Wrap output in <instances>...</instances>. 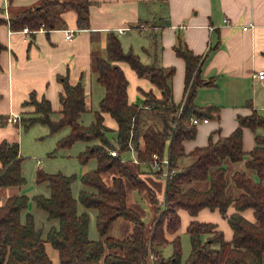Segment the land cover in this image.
Instances as JSON below:
<instances>
[{
    "label": "trees",
    "instance_id": "trees-1",
    "mask_svg": "<svg viewBox=\"0 0 264 264\" xmlns=\"http://www.w3.org/2000/svg\"><path fill=\"white\" fill-rule=\"evenodd\" d=\"M89 3V0H42L10 18L0 16V24L9 23L15 30L26 25L32 29L42 26L52 29L61 21V10L74 9L79 27L86 28L90 24ZM4 49L6 45L0 40V55ZM175 49L186 62L185 94L179 104L174 101L171 83L175 68L144 63L132 48L124 49L113 30L107 35V55L93 53L92 67L105 95L89 124L81 120L87 112L86 90L81 80L73 83L66 77L63 79L62 108L58 112L48 99L38 100L32 94L30 103L35 111L23 114L24 129L40 123L54 134L69 127L53 153L84 141L88 144L78 153L79 161L86 164L96 159L97 166L80 178L76 173L48 172L37 166L34 181L45 191L30 196L21 192L28 178L20 143L6 139L0 143V264H54L46 243L58 250V264H177L182 257L181 237L176 235L169 240L167 233L180 229L178 210L184 208L195 216L205 207L220 210L233 229V236L228 240L215 223L192 219L187 227L191 250L184 264H264V133L257 132L259 128L264 130V114L248 100L252 112L238 114L234 131L187 153L184 141L194 138L197 132L192 117L218 118L220 106L199 105L195 101L198 89L213 83L202 75L206 55L195 54L181 40ZM120 61L128 62L139 75H149L161 90L160 95L143 90L141 104L130 102L128 79ZM146 110L155 119L143 127ZM104 113L118 124L114 141L108 135L112 128L106 125ZM55 114L59 117L55 118ZM244 127L256 133L255 146L248 153L244 151ZM132 146L137 150L139 162L150 166L157 175L168 170L164 203L150 225L127 203L124 177L140 191H147L153 203L159 202L155 191L122 160L121 153ZM112 149L117 150V155L111 153ZM186 155L191 161L181 165ZM156 160L162 166L160 170L153 167ZM238 161H244L242 168L232 171L226 166L227 162ZM112 168L119 174L108 183L102 174ZM78 180L81 187L75 194ZM194 181H208V187H194L191 185ZM232 185L238 188V194L229 192ZM31 203L43 215L39 224L37 212L29 209ZM233 204L235 211L229 213ZM249 208L254 210L255 221L243 214ZM92 210L96 212L98 237L91 236ZM121 217L133 222L132 234L124 238L108 236L112 223ZM170 242L174 252L166 257L163 248Z\"/></svg>",
    "mask_w": 264,
    "mask_h": 264
},
{
    "label": "crops",
    "instance_id": "crops-1",
    "mask_svg": "<svg viewBox=\"0 0 264 264\" xmlns=\"http://www.w3.org/2000/svg\"><path fill=\"white\" fill-rule=\"evenodd\" d=\"M89 1L90 24L86 28L79 27L78 14L74 9L61 10V21L52 29L45 26L38 29L29 27L31 31L25 32L24 27L15 30L9 23L0 24V40L6 45L0 55V143L5 139L20 143L22 130L40 124L36 123L28 129H24L21 124L23 114H32L35 111V106L30 103L32 94H35L38 100L43 97L48 99L55 111L61 110L60 97L64 92L65 77L73 83L80 80L83 82L87 102V112L84 114H92L90 122L94 119V111L105 95V88L97 80L92 58L96 52L107 55V35L111 30L119 35L124 49L132 48L140 54L144 63L156 62L175 68L171 83L176 104L184 100L186 62L178 55L175 45L181 40L195 54L206 55L202 75L207 80L212 79L213 83L201 86L195 101L199 105L220 106L219 117L197 124L195 137L184 141L187 153L197 146L207 145L211 139L217 141L234 131L238 126V114L252 112V108L247 104L248 100L251 99L253 106L264 114V78L256 75L259 70L264 69V0ZM41 2L42 0H0V16L10 18L20 10L34 7ZM245 26L247 28H244ZM67 29L76 32L71 39L66 38ZM118 63L128 79L130 102L141 104L144 100L143 90H153L160 95L161 90L152 83L149 75H139L126 61ZM249 94H252L251 97ZM94 100L97 105H94ZM54 117L58 118L59 114ZM104 121L116 134V120L104 113ZM67 128L57 132H62L59 138L70 131V128ZM41 132L34 136L40 138L57 134H50L47 125ZM255 134L251 128H243L246 153L255 146ZM87 144L83 141L82 149L78 151L66 148L63 153L59 150L51 153L56 159L76 157ZM143 144L141 135L140 146ZM54 148L52 150L55 151ZM121 157L123 162L155 191L159 200L158 203H153L147 191H140L131 180L124 177L128 206L139 212L150 225L158 214V207L164 203L166 177L157 175L150 166L140 163L134 146L121 153ZM190 161V156L186 155L181 159V165ZM234 163L237 164L233 165ZM234 163L227 162L226 166L232 171L244 166V161ZM36 166L46 167L40 159L37 160ZM96 166V159L86 164L81 163L78 169L79 178ZM118 174V170L112 168L102 175L106 182L111 183L113 177ZM76 184L78 192L81 182L77 181ZM191 185L206 188L208 181H194ZM42 191H45L44 187L35 184V181L21 188L22 193L30 196ZM238 193L237 189L233 194ZM233 211L234 204L228 212ZM178 212L181 226L178 232L167 233L169 240L176 235L182 237L183 233H187L192 219L215 223L216 228L223 230L228 240L233 236V229L219 209L205 207L195 216L184 208H180ZM243 214L255 221L253 209H246ZM133 227L132 221L121 217L112 223L107 235L124 238L132 234ZM167 245L173 247L169 255L172 256L174 246L171 242ZM46 249L53 263L58 264V250L53 248L51 243H46Z\"/></svg>",
    "mask_w": 264,
    "mask_h": 264
},
{
    "label": "rangeland",
    "instance_id": "rangeland-1",
    "mask_svg": "<svg viewBox=\"0 0 264 264\" xmlns=\"http://www.w3.org/2000/svg\"><path fill=\"white\" fill-rule=\"evenodd\" d=\"M125 37V36H124ZM252 94H249V96L251 97ZM96 96V95H95ZM96 99V97H95ZM227 101H229V99H226ZM96 100H94V105H97V102H95ZM96 108V106L94 107ZM145 116H144V121L146 119V121L143 124V127L146 126L147 123L152 122L153 120L150 121V119H155L153 118V116H150V111L146 110L145 112ZM150 116V119H149ZM90 117H92V114H83L82 116V121L84 122V124H89L90 123ZM46 129V125H42V124H37L32 126L30 129L28 130H22L21 133V140L20 144H21V153L23 154L24 157V161H23V168H24V173L28 178V183H32L35 179V175H36V170H37V160L40 159L41 161L43 160L44 164H45V170L46 171H50V172H56V171H62L66 174H72V173H76L79 177V173H78V169L80 166V161L76 155V157H59V159H56V156H52L53 151L52 150L54 147V149H56L57 147V142L58 140L61 138H59L60 134L62 133H57L55 135H51V136H43V137H35L34 134H40L42 133L41 131L43 129ZM69 130V128H67ZM257 132L259 133H264V130L262 128L257 129ZM108 135L110 137V139H112L113 141L115 140V132L113 131H109ZM59 138V139H58ZM58 139V140H57ZM43 140V141H41ZM82 142L83 141H78L76 142L71 148L72 150L78 151V149H82ZM56 143V146H55ZM46 149H50V150H46ZM66 149V148H65ZM70 150V151H72ZM50 151V152H48ZM61 151V153L64 152V150H59ZM52 152V153H51ZM60 156H62V154H60ZM61 158V159H60ZM77 158V159H76ZM78 160V161H77ZM237 163H234L233 165H236ZM71 171V172H68ZM79 181V180H78ZM28 185V184H27ZM233 186V185H232ZM230 187L229 192L230 193H234V191H236L238 188L235 187ZM77 187L78 185L75 184L74 185V189H75V194L77 193ZM35 205H33V203H31L30 208L29 209H33L34 211H36V208L34 207ZM36 221L37 224L41 223L39 222L40 219L43 217L42 213H40L39 211H36ZM95 215L96 212L94 210L91 211V236L93 237H98V232L97 229L95 227ZM181 242H182V257H181V261L177 264H184L189 256L190 250H191V241H190V235L189 233H183L182 237H181ZM172 249L173 247L171 245H166L164 247V254L166 257H169V255L172 253ZM154 256V254H153ZM152 257V256H151Z\"/></svg>",
    "mask_w": 264,
    "mask_h": 264
},
{
    "label": "built area",
    "instance_id": "built-area-1",
    "mask_svg": "<svg viewBox=\"0 0 264 264\" xmlns=\"http://www.w3.org/2000/svg\"><path fill=\"white\" fill-rule=\"evenodd\" d=\"M244 28H247V27L245 26ZM23 30L25 32H30L31 31V29L27 25L24 26ZM75 33H76L75 30L67 29L66 30V38L67 39H71L75 35ZM256 75L259 78L263 79L264 78V69L263 70H259L256 73ZM145 108H150V107L148 105H145ZM9 120H14V119L13 118H9ZM191 120H192V123L199 124L200 122H207L208 118H206V117L205 118H198L196 116H193ZM111 153L113 155H117V150L116 149H112ZM154 157L157 158V155L155 154ZM164 163L165 164L167 163V159H164ZM153 167H154L155 170H160L162 168L161 164L157 160L154 162ZM161 175L166 177L168 175V170L165 169L164 172ZM151 256H152V258H154L153 254Z\"/></svg>",
    "mask_w": 264,
    "mask_h": 264
}]
</instances>
